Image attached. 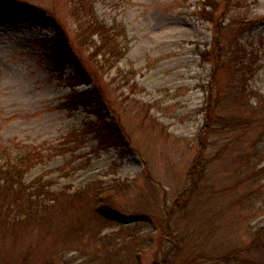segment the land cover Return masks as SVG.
Returning a JSON list of instances; mask_svg holds the SVG:
<instances>
[{
  "label": "rangeland",
  "instance_id": "374dc122",
  "mask_svg": "<svg viewBox=\"0 0 264 264\" xmlns=\"http://www.w3.org/2000/svg\"><path fill=\"white\" fill-rule=\"evenodd\" d=\"M203 1L0 0V165L33 158L26 184L42 178L53 184L54 191L65 190L68 195L94 181L129 183L130 189L115 202L118 219L81 221L100 229L106 244L126 242L125 234H117L130 218L160 222L163 206H172L192 186L188 173L200 163L207 165L206 170L201 180L195 179L208 188L202 193L198 187L201 196L181 220L188 240L184 247L193 249V239L205 229V221L245 192L241 186L231 191L238 166L257 150L264 152V121L219 135L205 129L210 91L219 84L225 87L231 73L218 69L215 77L212 62L217 54L207 53L213 46V25L200 17ZM91 3L98 18L115 25L126 43L124 56L99 75L109 104L106 114L123 127L126 147H108L100 141L87 110L64 108L71 93L88 87L71 81L75 74L69 67L55 65L48 46L53 28L46 26V20L56 22L74 39V6L86 8ZM220 14L224 40L237 41L255 62L254 73L246 80L247 104L240 113L264 118V0H235L227 14ZM222 95L219 104L228 118L236 112L232 98ZM83 204L65 196L48 215L46 230L18 244L10 238L0 245L2 264H16L23 254H28L27 264H99L98 237L89 240L79 221L86 212ZM248 207L244 212L232 207L217 215L213 221L219 226L217 245L246 240L243 217L248 216L249 226L261 219L253 218L258 213L251 202ZM137 211L144 217L134 214ZM146 224L137 226L141 245ZM158 236L141 252V264L162 260L170 239L160 241ZM211 242V237H203L193 249L195 256ZM131 244L128 240L126 245L139 250Z\"/></svg>",
  "mask_w": 264,
  "mask_h": 264
},
{
  "label": "trees",
  "instance_id": "16d2710c",
  "mask_svg": "<svg viewBox=\"0 0 264 264\" xmlns=\"http://www.w3.org/2000/svg\"><path fill=\"white\" fill-rule=\"evenodd\" d=\"M233 4H235V0H204L200 11V17L213 25V46L207 53H212L213 57L215 53L217 54L212 62L215 77L218 74V69L224 68L231 73L229 84L224 81L225 87L223 88L219 84L210 91L207 101L209 107L206 108L205 129L207 132H214L217 135L224 134L227 130L252 127L258 122L264 121L260 115L256 118L254 116L246 117L240 113V110L247 104L246 80L254 73L255 62L250 59V54L242 49L243 47L237 41L227 42L222 37L224 35H222L224 20H218L217 16L220 14L221 5L222 14L220 16L227 14ZM72 16L75 21L74 25H76L74 39L56 22L46 20V26L53 28V33L48 41L53 62L55 65H66L73 71L75 76L71 81L74 84L88 87L84 91L71 93L63 106L67 110L79 108L87 110L89 115L94 117L91 124L95 132L100 134L97 135L99 140L108 147H126L128 143L123 127L118 120H112L106 114L109 104L99 81L102 71L112 69L114 67L111 65L112 61L117 63L124 56L127 48L123 45L126 43L120 39L115 25L109 26L98 18L93 4L86 8L83 5L81 7L75 5ZM81 53H85L86 58ZM221 95L224 97L228 95L232 98L231 103L234 105L233 110L236 113H232L228 118L222 114L224 110L219 104ZM254 153V156L249 155L248 158H245L243 166H238V178L231 190L234 191L241 186L240 190L243 189L245 192L237 200H234L232 205L223 209L224 212H228L232 207H237L241 212H244L247 210L248 203L253 204V212L258 213L253 218L261 219L254 226H249L248 216L243 217L245 223L243 227H246L247 236L243 242L238 239L233 243L222 241L219 245L214 242L219 226L213 225V221L218 218L217 215H225L224 212L218 211L210 216L211 220L205 221L204 230L196 229L198 233L193 239L195 245L193 249L198 247V243L203 237H207V239L211 237L213 243L211 242L203 253L196 256L192 247L187 250L184 247L188 240L185 239L186 231L181 228V220L188 215L185 211L189 209L187 212H190L194 201H198L197 198L201 196V190L204 193L205 188H208V186L200 187L199 182L203 178L207 165L199 163V165L195 164L191 167L187 181L190 186L193 183L192 186L180 195L179 200L175 201L172 206H163L160 218L158 217L161 219L160 222L155 223L137 211L134 214L144 218L122 225L117 234L118 236L125 234L126 242L121 243L116 240L115 244H111L109 240L106 244L102 240L100 229L81 221H100L101 219V222H104L107 220V216L118 219L119 214L115 210V202L119 196L130 189L131 185L125 181H94L87 185L85 190L68 195L63 192L65 190L54 191L53 184L42 178L26 184L25 175L30 169L33 158L25 156L20 160H11L5 165H0V245L10 238L15 244H18L33 233H41L46 230L49 226V214L58 203L65 200V196H68L78 198L84 203L86 212L79 221L82 230L84 227V235L89 240L98 237L96 241L99 245H95L98 247L99 264H122V262L141 264V252L153 244L154 238L158 234L160 241L170 239L168 240L169 248L164 253L162 260L154 262V264H264V152L257 150ZM246 154L249 153L246 152ZM253 158L255 162L252 161ZM196 176L199 180L195 179ZM198 187L203 189L198 190ZM250 207L251 204L248 209ZM78 211L81 212L79 209ZM238 220L240 219L238 218ZM145 223H147L148 229L146 235H143L145 238L143 237V245H141L137 242L136 233L139 231L137 226ZM128 240L132 241V247L139 250L127 247ZM3 248L0 247V251ZM1 257L0 264H2ZM181 257L183 259L179 261ZM27 260L28 254H23L16 264H27Z\"/></svg>",
  "mask_w": 264,
  "mask_h": 264
}]
</instances>
